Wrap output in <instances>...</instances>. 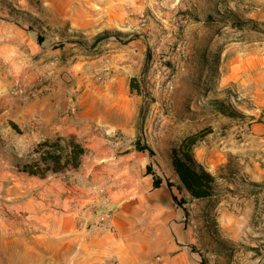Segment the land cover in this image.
I'll return each instance as SVG.
<instances>
[{"label":"rangeland","instance_id":"1","mask_svg":"<svg viewBox=\"0 0 264 264\" xmlns=\"http://www.w3.org/2000/svg\"><path fill=\"white\" fill-rule=\"evenodd\" d=\"M106 31L120 40L92 47ZM125 52L135 57L130 69ZM133 77L134 148L202 135L194 155L217 178L191 216L203 262L264 264V0H0L1 134L21 135L18 122L36 120L42 102L94 122L84 97ZM57 93L71 99L55 103ZM34 148L15 162L37 156Z\"/></svg>","mask_w":264,"mask_h":264},{"label":"crops","instance_id":"2","mask_svg":"<svg viewBox=\"0 0 264 264\" xmlns=\"http://www.w3.org/2000/svg\"><path fill=\"white\" fill-rule=\"evenodd\" d=\"M133 58L130 52L122 55L125 68ZM109 87L84 97L96 106L94 122H74L44 102L35 110L36 120L18 122L19 136L1 134L0 122V264H202L205 238L191 216L206 200L167 186V180L177 184L169 159L175 138L160 136L153 157L136 150L130 142L140 130L132 119L135 107L127 108L134 97L127 84ZM70 99L66 93L54 96L55 103ZM123 116V122L112 120ZM70 135L86 149L77 170L39 178L16 169L15 156L28 153L27 147ZM150 162L162 181L158 188L146 172ZM102 193L110 198L112 229H80V208L98 202ZM172 193L184 199L182 207Z\"/></svg>","mask_w":264,"mask_h":264},{"label":"trees","instance_id":"3","mask_svg":"<svg viewBox=\"0 0 264 264\" xmlns=\"http://www.w3.org/2000/svg\"><path fill=\"white\" fill-rule=\"evenodd\" d=\"M112 35L120 40L119 34H111L106 31L95 37L92 47ZM136 82V78L130 79L129 88L131 91H139L140 88ZM201 138L202 135L200 134L187 136L181 144L173 147L169 154L170 164L177 177V184L167 180V186L171 189L175 185L180 192H186L192 200H204L212 197L217 180L194 156L193 148ZM135 148L138 151H147L151 157L155 155L150 147L141 145L139 141H135ZM85 153V147L75 136H59L55 139H45L39 142L34 148V154L37 156L32 155L18 159L15 162V167L18 171L30 176L46 178L50 174L77 170ZM146 172L153 175V186L158 188L162 181L154 172L152 162L147 165ZM172 198L180 207L185 202L183 198H178L173 193ZM202 264H205L203 260Z\"/></svg>","mask_w":264,"mask_h":264},{"label":"built area","instance_id":"4","mask_svg":"<svg viewBox=\"0 0 264 264\" xmlns=\"http://www.w3.org/2000/svg\"><path fill=\"white\" fill-rule=\"evenodd\" d=\"M87 188H92V186H87ZM112 215L110 198L108 194L102 193L98 202L88 203L80 208L78 226L80 229L86 228L91 231L111 230Z\"/></svg>","mask_w":264,"mask_h":264}]
</instances>
